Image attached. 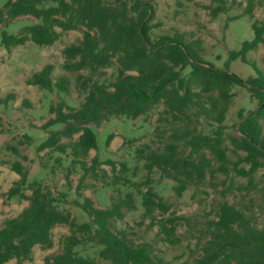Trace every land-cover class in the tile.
I'll return each instance as SVG.
<instances>
[{"label": "trees", "instance_id": "trees-1", "mask_svg": "<svg viewBox=\"0 0 264 264\" xmlns=\"http://www.w3.org/2000/svg\"><path fill=\"white\" fill-rule=\"evenodd\" d=\"M256 8L264 13V0H246L241 15L250 18L253 38L230 51L224 67L218 68L203 60L198 41V47L193 48L178 33L150 38L155 13L151 0H7L0 21L29 16L36 22L17 34L1 30L0 45L6 51L27 42L51 46L68 31L82 34L61 54L63 70L77 73L75 87L84 94L83 101L77 108L63 101L50 105L49 113L54 116L42 129L63 127L48 132L36 153L56 155L51 172L54 165L65 162L66 180L77 169L84 172L76 187L80 200L70 204L78 207L87 220L80 223L60 207L67 203L64 193L54 192L42 180L29 177L19 147L30 145L31 140L22 136L16 146H5L7 152L21 158L10 165L19 178L5 196L25 201L27 206L0 227V264L11 260L16 264L31 262L35 247L51 249L56 226H67L68 234L62 237L60 252L45 257V264H165L156 258L151 244L135 243L125 231H113L114 222L136 210L132 191L122 193L116 188L117 196L110 197L104 208L96 207L81 193L85 177L102 164L97 156L90 158V151L98 149L93 127L112 119H147L157 111L154 135L161 147L136 150L146 171L145 181L132 183L125 175H117L112 186L134 188L140 196L142 220L148 219L149 227L157 228L160 242L179 244L177 229L182 224L189 226L190 219L172 214L169 205L153 190L149 176L154 171L175 183L177 196L189 185L207 176L214 179L216 174L244 178L247 184L242 188L247 193L252 191L254 175L264 168V127L260 122L264 119V75L247 60L248 53L264 46V20L254 18ZM205 9L215 20L228 11V6L225 0H210ZM235 60L252 66L255 76L242 79L232 73L229 62ZM110 68L115 69L112 79L106 77ZM53 69L51 64L44 65L31 74L26 84L68 94L69 78L53 80ZM236 86L244 88L260 108L240 112L234 134H227L224 122ZM12 98L9 94L0 99V104ZM113 137L107 136L106 146ZM41 157L40 167L46 170L47 163ZM105 164L119 174L128 170L125 163L107 160ZM195 233L196 254L182 264H264V226H258L251 216L227 201L218 203L215 217L202 222Z\"/></svg>", "mask_w": 264, "mask_h": 264}, {"label": "rangeland", "instance_id": "rangeland-1", "mask_svg": "<svg viewBox=\"0 0 264 264\" xmlns=\"http://www.w3.org/2000/svg\"><path fill=\"white\" fill-rule=\"evenodd\" d=\"M225 1L228 11L212 20L208 10L205 9V6L210 5V0H151L155 13L150 22L154 26L149 33L150 38L181 34L184 42L193 48H197L196 42H199L203 60L215 67L223 68L228 61V53L238 50L243 42L253 38L250 18L247 15L241 16L246 0ZM6 2L7 0H0V11ZM254 18L258 21L264 20L261 8L254 10ZM34 22L36 20L29 16L0 21V32L5 30L9 34H17L21 28ZM81 35L79 31L64 32L53 45L46 47L27 42L6 51L0 45V99L6 98L9 94L13 96L12 100L0 104V227L4 220L15 217L27 206L25 201L8 199L5 196L13 182L19 178L11 171L10 165L16 160H21L7 152L5 146H16L24 135L30 138V145L19 147V151L26 158L21 163L29 171V177L33 180H42L54 192L64 193L67 203L60 204V207L70 212L71 216L80 223L87 220L78 207L70 204L74 199L80 200L76 194V187L79 177L84 172L77 169L66 180L65 162H62V166L54 165L55 168L51 172L52 158L56 155L49 156L46 152L36 153L37 145L48 136V132L63 127L55 125L42 129V126L54 116L49 113L50 105H57L63 101L66 105L77 108L83 101L84 94L79 93L75 87L77 73L63 70L61 54L65 46L77 42ZM247 60L264 75V46H259L257 50L248 53ZM46 64L54 67L53 80L60 76L69 78L71 86L68 94L50 93L26 84L31 74L39 71ZM229 70L242 79L255 76L254 68L240 60L229 62ZM114 72V68L107 69L106 77L112 79ZM232 92V102L224 122L227 134H234V126L239 121L240 112L243 114L260 108L258 101L252 99L244 88L236 86ZM156 114L157 111H152L147 119L141 117L134 121L112 119L98 127H93L98 149L90 151V158L97 156L102 164L93 174L91 172L85 177L81 193L91 198L95 206L100 208L110 203V197L117 196L116 188L122 193L132 191L134 194L136 210L127 212L122 221L114 222L113 231H125L135 243L151 244L156 258L165 264H182L190 262L196 254L193 251L196 241L195 229L205 220L215 217L216 206L222 201L240 208L251 216L258 226H264V168L254 175V189L249 193L242 188L247 184L246 179L236 177L234 174L228 178L216 174L214 179L207 176L202 182L189 185L181 196H177L173 190L175 183L156 170L149 176L153 190L169 205L172 214L190 219L189 226L182 224L177 229L181 240L179 244L171 246L160 242L156 237L157 228H150L148 219L142 220L143 208L140 196L134 188L112 186L114 176L117 175H125L132 183L145 181L146 171L142 167L143 162L137 157L136 150L144 146L151 149L161 147L154 135ZM260 122L264 127V119ZM109 134H113L114 137L106 146L105 140ZM226 144L229 146L228 142ZM40 156L47 163L46 170L40 167ZM107 160L118 164L125 163L127 172L125 174H119L118 170L112 172L110 166L105 164ZM67 234V226L53 228L52 248L44 250L35 247L33 260L24 264H45V257L60 252L62 237ZM7 264H16V262L11 260Z\"/></svg>", "mask_w": 264, "mask_h": 264}]
</instances>
